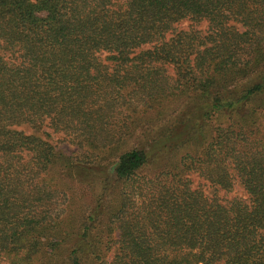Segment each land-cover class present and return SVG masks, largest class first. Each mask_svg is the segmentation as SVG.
Listing matches in <instances>:
<instances>
[{
	"label": "trees",
	"instance_id": "1",
	"mask_svg": "<svg viewBox=\"0 0 264 264\" xmlns=\"http://www.w3.org/2000/svg\"><path fill=\"white\" fill-rule=\"evenodd\" d=\"M0 264H264V0H0Z\"/></svg>",
	"mask_w": 264,
	"mask_h": 264
},
{
	"label": "rangeland",
	"instance_id": "2",
	"mask_svg": "<svg viewBox=\"0 0 264 264\" xmlns=\"http://www.w3.org/2000/svg\"><path fill=\"white\" fill-rule=\"evenodd\" d=\"M189 23L190 21H183L181 22V24L177 25V28L179 30L181 29H187L189 26ZM200 28L204 31L205 29H207V27L204 25V23L200 26ZM168 72L170 74L173 73V70L172 69H168ZM195 99V98H194ZM190 99L188 98V96H184V97H181L172 107H170L169 110H167L166 113L163 114L162 118H160L159 120H157L156 124H151V125H155L154 128H151V129H148V131L150 132L149 136H151L153 134V131L152 130H164L166 128V126H168V124L170 122H167L169 120H172L173 118H181V116L183 114H186L188 115L189 112L191 110H195L196 107H194V102L197 101L196 99ZM169 119V120H168ZM218 120L217 119V112L215 114H211L210 116V121L211 120ZM224 120V118H223ZM225 121H227L225 119ZM140 131H147V130H143V128H140L139 129ZM144 136L143 133H141L140 135H137L135 137L136 140H144ZM156 137V136H154ZM68 148L72 149L73 147L72 146H68ZM196 180H198V178L196 177ZM236 189L239 193H242V187L240 185L236 186Z\"/></svg>",
	"mask_w": 264,
	"mask_h": 264
}]
</instances>
